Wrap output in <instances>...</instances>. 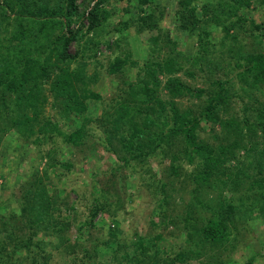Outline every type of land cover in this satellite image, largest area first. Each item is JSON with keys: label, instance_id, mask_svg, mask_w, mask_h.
I'll list each match as a JSON object with an SVG mask.
<instances>
[{"label": "trees", "instance_id": "trees-1", "mask_svg": "<svg viewBox=\"0 0 264 264\" xmlns=\"http://www.w3.org/2000/svg\"><path fill=\"white\" fill-rule=\"evenodd\" d=\"M120 2L0 0V154L5 136L14 131L35 148L62 137L72 151L88 150L84 161L96 164L105 162L97 157L100 145L120 163L105 162L102 169L109 176L104 179L97 164L91 189L103 198L94 197L91 219L75 224L72 239L76 209L68 198H59L51 180L58 177L60 184L62 175L55 176V168H72L74 160L60 164L53 150L41 154L37 149L45 167L21 181L19 209L0 202V264H50L54 251L67 264H104L102 257L113 253L117 258L119 252V264H240L235 257L258 239V222L264 228V0H176L173 30L161 26L166 16L162 1ZM250 7L256 15H249ZM132 29L148 34V57L136 80L125 82L126 90L106 102L94 89L99 74L89 76L86 69L99 60L102 46L117 51ZM215 30L222 39L213 40ZM175 31L196 37L193 55L178 50L171 35ZM121 50L110 61L111 77L137 65L132 53ZM188 61L192 69L185 75L204 74L195 84L181 76ZM225 63L237 71L220 78L217 67ZM235 78L238 87L232 91ZM182 98L199 104L185 107L177 102ZM99 102L102 115L93 118ZM57 115L76 125L75 130L59 127ZM93 119L104 130L98 143L85 130ZM31 152L25 151L23 162ZM188 166L193 169L186 170ZM123 168L125 180L142 168L149 181L134 184L131 192L123 182V194L148 187L156 209L147 232L132 233V250L121 241L126 233L118 228L108 235L109 227L101 226L107 233L103 239L90 233L98 229L100 212L125 207L115 186ZM109 193L117 204L110 202ZM168 239L170 248L160 247ZM262 250L264 256V246ZM257 257L244 264H256Z\"/></svg>", "mask_w": 264, "mask_h": 264}, {"label": "rangeland", "instance_id": "rangeland-1", "mask_svg": "<svg viewBox=\"0 0 264 264\" xmlns=\"http://www.w3.org/2000/svg\"><path fill=\"white\" fill-rule=\"evenodd\" d=\"M166 6V16L165 20L162 22L161 26L163 28H169L173 30L176 25L175 20V12L177 8L176 0H160ZM127 0H122L120 5L127 6ZM246 11L249 15H256V9L254 7L246 8ZM113 23H118L119 17L112 19ZM215 28V27H213ZM171 35L174 39H176L179 43L178 50L181 51L182 55L184 56H191L195 53L197 47L196 37L188 36L182 34L180 32H172ZM115 37L120 38L121 36L118 33L114 34ZM223 34L219 30H215V35L213 36L214 41H218L222 39ZM149 41H148V34L146 37L140 36L135 29H132L129 36L126 39L121 40V47L117 50L112 52L107 51L105 46H102V50L104 51L101 56H99V60L97 62H91L88 66L87 73L91 76L94 73L99 74V81L95 85L94 89L99 91L103 94L105 101H110L114 98L120 91L126 90L127 86L125 82L127 81H135L137 78V74L141 71V67L144 64V59L148 57L149 52ZM121 50L122 52L132 53V61L137 62V65L131 64V67L125 68L124 71L116 76H110L107 73L108 67L110 65V61H113L116 55L119 54ZM76 48L74 45H71L69 52L74 54ZM106 54V55H105ZM105 55V56H102ZM216 57L219 59L221 55L219 54ZM213 59V58H212ZM228 59V58H227ZM223 68L219 69L217 67V75L220 78H226L227 76L231 77L237 71L234 69V65L232 67L230 65L223 64ZM231 67V68H230ZM192 69V64L188 61L185 63V67L181 76L184 80L188 81L189 83H196L200 80L201 74L198 70L195 71V75L197 77H189L188 75L184 74V71H190ZM226 71H229L226 73ZM235 78V88L233 90H237L238 84ZM163 94H165L163 92ZM165 99L167 97L164 96ZM236 99V98H235ZM234 99V100H235ZM233 102H238L235 100ZM177 102L181 103L183 106H189L195 104H199L197 99L189 100V99H179ZM237 109L240 108V105L236 106ZM102 105L101 103H97L94 105L93 108V118H100L102 115ZM59 118V127L63 128L64 131L70 133L75 130L77 127L72 123H67V120L63 118L61 115H57ZM76 119V118H74ZM82 122V120H80ZM85 130L89 131L90 140L98 143V140L103 136L104 130L101 126V123L97 119H93L92 122L87 123ZM37 149L41 152V154H46L48 150H53L54 155L57 154V157L60 158V164H65L68 160H74V167L72 168H62V165H57L58 167L54 170V175L59 176L62 175V179L60 184H58V177L52 178V184H57V188H59L58 194L60 195V199L66 197L68 198V203L74 205L75 212L73 217L71 218L73 222V226L71 228V238L75 239L77 234V229L75 224L79 223L80 221H86L87 219L90 220L93 214L92 207L94 204V197L103 198L100 192L94 193L91 189L93 185L96 183L94 182L93 173L95 168L97 167L96 162L89 161L85 162V158L88 155L89 151L81 149L71 150L69 146L63 141L62 137L56 136L53 140L49 139L44 142V144L35 148L31 141L21 139L14 131L7 134L3 140L2 147H1V154H0V184L4 183V188H0V202H3V206L8 209L18 210L21 206V181L31 177L32 173L35 169H39L40 171L43 170L45 167L44 163H41L40 159L38 158ZM98 153L97 157L100 160H104L106 163L114 164L113 166H119L117 160L111 156L110 153H107L104 148L100 145H97ZM31 150V157L30 155L26 157V161L23 162V156L25 151ZM56 158V157H55ZM47 161H51V159H45ZM46 162V161H44ZM103 163L98 164L99 169L104 170L107 165ZM122 166V165H121ZM193 166H188L186 170H192ZM125 168L121 169L120 172L116 175L117 184L116 189L120 194L121 199L125 200V207L118 208L112 207L109 213L107 212H100L97 217L95 218V222L98 226L97 228H91L90 233L92 234H99L101 238H107V233L100 229L101 226H106L108 229V235L114 234L116 228L125 232L126 234H121L120 236H124V239H121L122 242L127 244V249L132 250L131 241L135 239L133 232L137 231L141 234H145L147 232L148 223H149V216L151 215L152 211H155L154 201L152 200V195L150 194V190L148 187H144L143 189L140 187L139 192H132L131 195L126 196L123 194V182L126 183L125 188L129 192L133 188L134 184L143 182H148L146 176L144 175L145 171L142 168H135V173L140 176L138 179L136 177H130L127 179L125 177ZM126 174L129 175L131 168L126 170ZM124 172V173H123ZM106 170L102 171L100 176L101 179L106 178L109 175H106ZM98 175V174H97ZM103 175V176H102ZM1 176L5 177V180ZM124 178V179H123ZM144 180V181H143ZM103 181V180H102ZM95 183V184H94ZM112 192V191H111ZM108 197L110 198V202L113 204H117V197L114 194L109 193ZM67 213V212H66ZM0 217L2 214L0 213ZM76 222V223H75ZM111 228V229H110ZM114 230V231H113ZM88 234V233H86ZM256 234H258L257 240H252L248 244V247L245 248L242 254H237L235 257V261L237 263L242 262L240 264H244L246 259L250 258L251 256H258L256 260V264H264V256L261 254L263 253V246H264V228L262 222H258V228L256 229ZM172 240H167L164 242H160V247L163 248H170L172 244ZM88 247H91V242L87 243ZM102 245V244H101ZM103 247V245H102ZM121 254V252H119ZM120 254L118 257H120ZM118 257L110 253V255H105L102 257V261L104 264H119ZM116 258V259H115ZM50 264H67L64 259L62 258V253L59 251H54L53 256L50 260Z\"/></svg>", "mask_w": 264, "mask_h": 264}]
</instances>
